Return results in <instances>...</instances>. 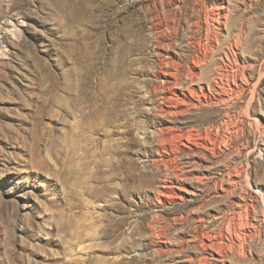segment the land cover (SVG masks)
I'll return each instance as SVG.
<instances>
[{
    "label": "rangeland",
    "instance_id": "rangeland-1",
    "mask_svg": "<svg viewBox=\"0 0 264 264\" xmlns=\"http://www.w3.org/2000/svg\"><path fill=\"white\" fill-rule=\"evenodd\" d=\"M213 2L0 0V264H264V0Z\"/></svg>",
    "mask_w": 264,
    "mask_h": 264
},
{
    "label": "bare ground",
    "instance_id": "bare-ground-1",
    "mask_svg": "<svg viewBox=\"0 0 264 264\" xmlns=\"http://www.w3.org/2000/svg\"><path fill=\"white\" fill-rule=\"evenodd\" d=\"M214 0H207V6L208 7H211L212 6V3ZM214 5V4H213ZM216 6V5H215ZM209 11V10H208ZM215 16V15H214ZM226 21V20H225ZM206 22V21H205ZM210 22V21H209ZM221 22V21H220ZM208 26V25H207ZM236 40V39H235ZM237 41V40H236ZM209 51V50H208ZM170 57V56H169ZM208 58V57H207ZM163 61V60H162ZM203 59L200 57V56H196L193 58L190 66L188 67V71H183L182 73H180V78L182 79V81H185L183 80L184 78L186 79L188 77V81L190 84H193L195 81H198V74L195 72V70L197 69V67H199V65L202 63ZM164 62H166V60H164ZM167 64V62H166ZM173 64V63H172ZM177 64V63H176ZM206 64V63H205ZM215 66V65H214ZM175 67V66H174ZM182 67V66H181ZM173 68V67H172ZM176 69H177V66H176ZM175 69V70H176ZM244 69V68H243ZM209 70V69H208ZM177 72V71H176ZM165 74V73H164ZM169 74V73H168ZM175 74V73H174ZM205 74V73H204ZM166 75V74H165ZM202 76V75H201ZM205 76V75H204ZM173 77V76H172ZM204 78V77H203ZM220 79V78H219ZM163 81V80H162ZM171 81V80H170ZM217 74L215 73L214 70H209V75L208 77L205 78V83H201L198 85L200 91L202 93L204 92H207L209 90H211L212 87H216L217 85ZM166 82V81H165ZM173 83V82H172ZM190 88V87H189ZM221 88V87H220ZM193 89V88H192ZM187 90V89H185ZM190 90V89H189ZM217 90V89H216ZM198 92V91H197ZM227 92V91H226ZM185 93V92H184ZM192 94V93H191ZM190 94V95H191ZM199 98V97H198ZM188 99V98H187ZM196 101V100H195ZM186 104V103H185ZM197 105V104H196ZM164 107V106H163ZM173 107V106H172ZM184 107V106H183ZM248 107V106H247ZM182 109V108H181ZM171 111V110H170ZM171 114V113H170ZM224 126V123H221V125L218 128H223ZM213 126L211 127H208V128H205L204 129V133L207 136H209L211 134V131L213 130ZM192 132V131H191ZM190 132V133H191ZM194 133V132H193ZM197 133V132H196ZM188 134V133H187ZM201 134V136L203 135ZM192 135H196V134H192ZM198 136V135H197ZM214 136V135H213ZM205 140L204 143L202 142V145L203 147H207V140H206V137L203 136ZM188 138V137H187ZM201 138V137H200ZM210 138V137H209ZM199 139V138H198ZM211 143V142H210ZM215 143V140H212V143L211 144H214ZM184 144V143H183ZM210 145V144H209ZM162 159V158H161ZM249 183V182H247ZM185 190V189H184ZM172 195V194H171ZM170 196V195H169ZM173 196V195H172ZM171 198V197H170ZM223 219V218H222ZM248 228V227H247ZM227 232V231H226ZM205 246V245H204ZM206 247H209V246H206Z\"/></svg>",
    "mask_w": 264,
    "mask_h": 264
}]
</instances>
